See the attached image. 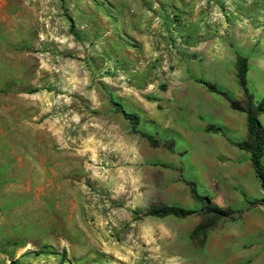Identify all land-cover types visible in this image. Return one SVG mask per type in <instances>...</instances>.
<instances>
[{
	"label": "rangeland",
	"instance_id": "rangeland-1",
	"mask_svg": "<svg viewBox=\"0 0 264 264\" xmlns=\"http://www.w3.org/2000/svg\"><path fill=\"white\" fill-rule=\"evenodd\" d=\"M241 44L264 60V0H0V264L179 260L136 226L166 204L141 133L184 63Z\"/></svg>",
	"mask_w": 264,
	"mask_h": 264
},
{
	"label": "crops",
	"instance_id": "crops-1",
	"mask_svg": "<svg viewBox=\"0 0 264 264\" xmlns=\"http://www.w3.org/2000/svg\"><path fill=\"white\" fill-rule=\"evenodd\" d=\"M235 49L226 47L227 57L202 64L184 63L179 77L150 107L151 134L160 145L149 143L141 151L151 163L149 196L157 204L197 210L182 217L148 215L136 224L142 236L150 237V246L173 248L168 258L179 260L172 264H264V185L251 153L237 145L247 138V115L197 80H210L240 98L236 63L241 52L249 57L250 89L263 98V58L253 57L251 44ZM260 120L264 125V112ZM136 167L142 178L143 164ZM188 180L212 205L231 212L205 236L193 235L206 202L194 196Z\"/></svg>",
	"mask_w": 264,
	"mask_h": 264
},
{
	"label": "trees",
	"instance_id": "trees-1",
	"mask_svg": "<svg viewBox=\"0 0 264 264\" xmlns=\"http://www.w3.org/2000/svg\"><path fill=\"white\" fill-rule=\"evenodd\" d=\"M236 64L238 81L242 87L244 95L242 99L231 98L226 91L221 90L216 84H213L209 81L200 80V82L207 86L211 91L224 95L230 101V104L234 109L246 113L248 120V135L245 140L238 142L237 145L251 153V159L254 168L258 176L262 179L264 185V125L260 120V115L264 112V97L259 100L256 99L248 87V57L242 54H238ZM113 102L116 110L121 112L126 118H128L133 125L134 131L138 132L137 126L140 122L139 116L135 113L127 111L120 102ZM141 134L147 137L153 146L160 145L158 140H156V138L152 135L146 133ZM188 183L191 185L194 196L199 200L206 202L205 206L201 209L204 213V218L196 227L193 233L194 236H205L208 230L215 225L218 218L229 216L231 212L228 209H223L216 205H212L209 201L206 200V198L198 194L195 183L193 181L188 180ZM196 212L197 210L186 209L172 204H159L148 208L144 212V215H175L182 217Z\"/></svg>",
	"mask_w": 264,
	"mask_h": 264
}]
</instances>
